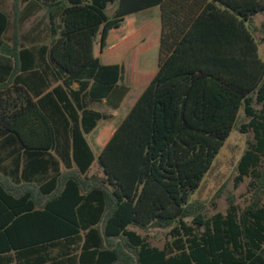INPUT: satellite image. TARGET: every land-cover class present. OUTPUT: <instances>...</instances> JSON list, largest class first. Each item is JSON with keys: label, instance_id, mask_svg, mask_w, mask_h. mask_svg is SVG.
Wrapping results in <instances>:
<instances>
[{"label": "trees", "instance_id": "16d2710c", "mask_svg": "<svg viewBox=\"0 0 264 264\" xmlns=\"http://www.w3.org/2000/svg\"><path fill=\"white\" fill-rule=\"evenodd\" d=\"M153 7L158 70L96 154L95 107L130 90L101 54ZM13 15L0 7V264H264V0H13ZM235 128L253 135L238 166L253 195L208 216L190 196ZM151 227L161 248L135 230Z\"/></svg>", "mask_w": 264, "mask_h": 264}, {"label": "rangeland", "instance_id": "374dc122", "mask_svg": "<svg viewBox=\"0 0 264 264\" xmlns=\"http://www.w3.org/2000/svg\"><path fill=\"white\" fill-rule=\"evenodd\" d=\"M0 7L10 15L11 21L13 22V0H0ZM114 7V5H110L108 7L107 13L109 15L113 14ZM43 15L44 12L24 23L21 26L20 34L22 36H27L31 28L41 19ZM133 20L135 22L134 26L128 29L125 34L121 36L120 41H122L125 36L135 33L136 30L145 24H147V28L141 30V37H147L149 34L153 36L155 33H158V20L153 11L135 16L133 17ZM252 28L255 30L256 37L260 42V53L264 58L263 15H258L253 19ZM13 32L14 28L11 26L5 35V45L0 51L1 54L8 53V48L12 45ZM24 43L29 45V42ZM133 49L134 50H132V52L137 48L134 47ZM128 57L129 58L128 61H126V64H124L126 54L123 53V51H117L115 53L109 52L101 59L103 64L119 63L124 66V83L130 90L120 108L116 110H113L105 105L95 107L97 110H100L108 116L107 120L101 121L97 128L86 136L89 144L93 147L96 154L99 152L98 147L95 145L97 131L105 127H110L113 130L116 129L138 100L143 90L146 88L147 84L154 77L157 71L158 48H154L151 52L146 53L142 60V64L141 59L143 55L134 56L130 53ZM239 115V124L241 126L243 123H246V120L242 111ZM252 138V133L243 134L235 128L227 139L224 147L215 158L211 169L205 175L200 187L191 194L190 202L199 201L203 203L206 206L208 216L218 212L225 213L228 208L229 201L231 200H233L235 204L241 208L247 205L250 201L253 195L251 188L252 180L244 177L241 181H239L240 174L238 166L240 159L246 151L248 143L252 141ZM90 173L100 174L101 171L95 164ZM135 230L138 233L147 236L153 246L160 248L168 239L166 230H160L154 227H151L146 231L141 229Z\"/></svg>", "mask_w": 264, "mask_h": 264}, {"label": "crops", "instance_id": "0c3cea01", "mask_svg": "<svg viewBox=\"0 0 264 264\" xmlns=\"http://www.w3.org/2000/svg\"><path fill=\"white\" fill-rule=\"evenodd\" d=\"M114 11H113V14L117 8V5L115 4L114 5ZM150 11H153V13L156 15L157 17V20H158V33H155L153 36H151L149 34V36L147 37H141V30L142 29H146L147 28V24L143 25L141 28H139L138 30L135 31V33L129 35V36H125L124 39L122 41H120V38L121 36H123L125 34V32L132 28L135 24L134 20H133V17L135 16H138L142 13H146V12H150ZM112 14V15H113ZM109 15V14H108ZM112 15H109V16H112ZM126 19H129L132 21V24L126 28L122 33L119 34L118 36V39L113 43L111 44L110 46L106 47L102 54H101V59L102 57L106 56V54H108L109 52H112V53H115L117 51H123V53L126 54V58H125V61H124V64H126V61H128V55L131 53V55H134V56H141L143 55L142 59H141V64H142V60L144 58V56L146 55V53L148 52H151L154 48H158L159 50V42H160V30H161V23H160V8L159 7H153V8H150V9H147V10H143V11H140L138 13H135V14H132V15H129V16H126ZM151 21V20H150ZM149 23V22H148ZM157 34V35H156ZM137 48L135 51L132 52V50H134L133 48ZM122 63V62H121ZM113 64H119V63H107V64H104V65H113ZM143 66V65H142ZM145 69V68H144ZM147 70V69H145ZM157 70H158V57H157ZM148 71V70H147ZM157 72V71H156ZM150 73V72H149ZM151 74V73H150ZM156 74V73H155ZM155 76V75H154ZM154 78V77H153ZM152 78V79H153ZM151 79V80H152ZM150 80V81H151ZM150 83V82H149ZM148 83V84H149ZM147 84V85H148ZM127 97V96H126ZM98 132V131H97ZM97 134V133H96ZM95 145L98 147L99 149V152L101 150V147L98 146L96 144V138H95ZM91 146V145H90ZM92 147V146H91ZM93 149V147H92ZM94 150V149H93ZM98 152V153H99ZM96 153V152H95Z\"/></svg>", "mask_w": 264, "mask_h": 264}]
</instances>
